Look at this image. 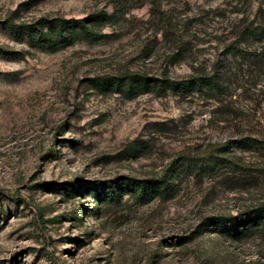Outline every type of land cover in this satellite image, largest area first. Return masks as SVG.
Instances as JSON below:
<instances>
[{
    "label": "rangeland",
    "instance_id": "1",
    "mask_svg": "<svg viewBox=\"0 0 264 264\" xmlns=\"http://www.w3.org/2000/svg\"><path fill=\"white\" fill-rule=\"evenodd\" d=\"M97 9L99 38L57 50L5 24ZM126 73L148 87L92 84ZM194 74L217 86L158 85ZM163 174L166 195H104ZM261 203L264 0H0V264H264V229L204 224Z\"/></svg>",
    "mask_w": 264,
    "mask_h": 264
},
{
    "label": "trees",
    "instance_id": "2",
    "mask_svg": "<svg viewBox=\"0 0 264 264\" xmlns=\"http://www.w3.org/2000/svg\"><path fill=\"white\" fill-rule=\"evenodd\" d=\"M113 16L114 13H108L104 9H97L87 14L84 18H66L61 16L40 17L30 22L19 23H15L13 20L8 19L5 24L10 31H14L16 34H25L28 40L33 44L57 50L71 45L79 39L93 40L99 38L100 33H102V27L109 23ZM256 30L257 27L251 28L250 26H247L242 33L246 34L245 36L254 35ZM189 78L191 79L179 83H173L171 81L164 83L163 79H161L158 85L160 87L167 86L173 90L185 89L188 85L202 86L209 90L217 86V79L214 77V74H194L190 75ZM91 80L93 86L99 89L108 87L118 89L120 84L130 83L132 81H136L137 84L144 88L149 85V81L144 76L135 73H126L120 77L106 76ZM220 163L225 165L234 164L229 159L224 157ZM207 165L210 166V164ZM211 166L208 167V169H211ZM80 187V184L72 183L69 187L65 186L64 189L67 192L77 193L80 192ZM172 188L173 187L169 182V178L166 177L165 174L158 178L146 181H137L124 176L120 192L112 191L110 194L107 193L104 195L110 199L117 200L122 193H131L138 199H146L147 197L154 195H166L172 190ZM95 201L98 203L99 201L101 202L102 196L98 193L95 194ZM92 211L97 214L99 208L95 207ZM81 214H83V211ZM243 214L244 217L239 220H235L236 217L234 216L208 217L204 224L211 222L217 225L221 231L224 232L227 229V231H233L235 234L241 232L240 227L249 222L264 229V203H261L252 209H246Z\"/></svg>",
    "mask_w": 264,
    "mask_h": 264
}]
</instances>
